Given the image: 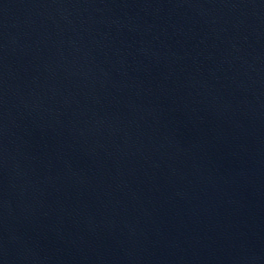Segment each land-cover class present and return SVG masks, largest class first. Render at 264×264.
<instances>
[{"label": "water", "instance_id": "water-1", "mask_svg": "<svg viewBox=\"0 0 264 264\" xmlns=\"http://www.w3.org/2000/svg\"><path fill=\"white\" fill-rule=\"evenodd\" d=\"M0 264H264V0H0Z\"/></svg>", "mask_w": 264, "mask_h": 264}]
</instances>
